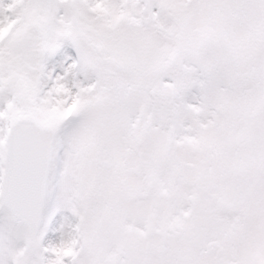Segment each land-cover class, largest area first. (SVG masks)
Returning a JSON list of instances; mask_svg holds the SVG:
<instances>
[{"label":"snow or ice","instance_id":"snow-or-ice-1","mask_svg":"<svg viewBox=\"0 0 264 264\" xmlns=\"http://www.w3.org/2000/svg\"><path fill=\"white\" fill-rule=\"evenodd\" d=\"M0 264H264V0H0Z\"/></svg>","mask_w":264,"mask_h":264}]
</instances>
